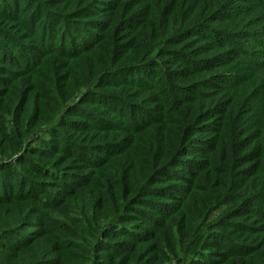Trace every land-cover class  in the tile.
Returning a JSON list of instances; mask_svg holds the SVG:
<instances>
[{
  "label": "trees",
  "instance_id": "16d2710c",
  "mask_svg": "<svg viewBox=\"0 0 264 264\" xmlns=\"http://www.w3.org/2000/svg\"><path fill=\"white\" fill-rule=\"evenodd\" d=\"M264 264V0H0V264Z\"/></svg>",
  "mask_w": 264,
  "mask_h": 264
},
{
  "label": "rangeland",
  "instance_id": "374dc122",
  "mask_svg": "<svg viewBox=\"0 0 264 264\" xmlns=\"http://www.w3.org/2000/svg\"><path fill=\"white\" fill-rule=\"evenodd\" d=\"M161 264H178V263H177V260L172 258V259L162 262Z\"/></svg>",
  "mask_w": 264,
  "mask_h": 264
}]
</instances>
